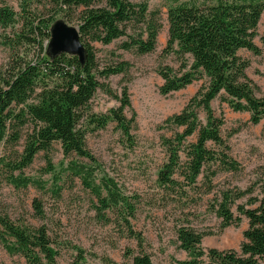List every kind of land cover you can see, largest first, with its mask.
<instances>
[{
  "label": "trees",
  "instance_id": "trees-1",
  "mask_svg": "<svg viewBox=\"0 0 264 264\" xmlns=\"http://www.w3.org/2000/svg\"><path fill=\"white\" fill-rule=\"evenodd\" d=\"M167 38L164 53L173 52L180 60L176 70L164 66L158 74L162 79L161 94L170 93L200 81L195 93L182 109L164 120L166 126L181 128L171 137H162L166 161L157 174L158 185L172 190L177 185L193 187L204 168L219 162L226 170H236V163L228 160L224 152L218 153L207 146H222L221 117H216L211 102L221 97L235 111H247L251 123L264 118V95L256 96L251 79L246 75L248 61L238 51L244 49L255 54L257 26L264 11V0H167ZM47 15L30 18L0 5V43L12 51L10 60L0 72V169L8 182L16 188L27 187L34 181L22 174L39 151L47 150L58 142L63 153L91 159L85 147V132L80 120L88 110L95 91L101 88L97 76L106 77L122 72L123 62L97 69L93 52L94 43L110 44L127 37L121 47L134 49L139 54L153 51L161 24V13L149 10L147 0H47ZM60 15L78 28L84 47V57L68 53L52 54L48 48L50 26L54 16ZM9 29V30H8ZM132 30V31H130ZM135 30V31H134ZM130 31V32H129ZM30 54V55H29ZM104 92L112 94L108 87ZM119 106L107 115L90 120L96 128L114 120L124 133L129 130L124 109L130 107L127 91L115 96ZM204 115L203 121L199 113ZM24 130V133H23ZM23 142L20 145V141ZM188 138H194L188 141ZM20 145V150L14 146ZM9 146L10 155L2 153ZM77 176L95 196L97 214L105 219L106 210L122 213L125 235L136 241L138 250L129 252L130 262L125 264H153L142 249L143 238L129 221L135 207L131 198L110 178L101 177L94 182V168L73 161L66 168ZM211 174H214L211 172ZM264 194V183L261 187ZM247 191H237L235 197L223 192L217 203V215L223 227L236 224L240 216L247 220L242 240L237 249L206 251L200 246L201 234L190 228L179 227L176 238L187 254L178 264H257L264 258V197H248L246 203L237 204L238 215L230 205L234 198H242ZM33 207L40 214L41 206L34 200ZM107 220V219H106ZM0 243L7 253L19 255L26 264H57L46 228L31 227L0 217ZM123 264V263H113Z\"/></svg>",
  "mask_w": 264,
  "mask_h": 264
},
{
  "label": "rangeland",
  "instance_id": "rangeland-1",
  "mask_svg": "<svg viewBox=\"0 0 264 264\" xmlns=\"http://www.w3.org/2000/svg\"><path fill=\"white\" fill-rule=\"evenodd\" d=\"M147 1L149 10H158L162 14V27L153 51L139 54L133 48L123 49L121 44L127 37L110 44L93 45L98 70L115 67L121 62L125 68L106 77L97 76L101 88L95 91L80 120L91 159L74 154L66 156L61 145L54 142L47 150L39 151L32 163L22 170L24 177L34 181L24 188L10 184L6 173L0 169V217L7 216L12 222L31 227L43 225L56 251L57 264H125L130 262L128 253L135 254L138 250L136 241L125 235L122 213L117 209L106 210L103 212L105 219L97 214L95 196L80 178L65 170L70 161L93 167L95 183L101 177L110 178L121 192L130 196L135 211L129 221L141 234L142 249L153 264H178L177 261L187 259L176 238V231L181 226L201 234L200 246L205 251L209 248L237 249L247 220L240 216L236 224L223 227L216 212L221 194L227 192L235 197L237 191H247L242 198L233 199L235 201L230 205L233 215H238L236 205L246 203L248 197H264L261 192L264 118L251 123L247 111L232 110L221 97L211 102V108L214 115L223 120L220 127L223 145L208 143L207 146L218 153L224 152L228 160L236 163V170H226L219 162H213L204 168L193 187L181 184L165 190L158 185L157 174L166 161L161 138L171 137L181 130L166 126L164 120L182 109L198 89L200 81L170 93L159 92L162 84L159 68L168 66L176 70L180 60L173 52H163L167 42L165 13L168 1ZM1 4L16 12L15 30L21 26V16L31 19L42 14L48 16L47 0H0ZM59 18L60 15L53 17ZM257 32L254 41L260 52L255 54L244 49L238 52L248 61L246 75L251 79L252 92L261 97L264 95V11ZM11 55L12 51L0 43V72ZM103 86L112 94L104 92ZM123 89L130 101L124 115L128 120L132 118L128 132L124 133L111 119L103 127L96 128L90 116H104L110 109L118 107L119 102L113 95L119 96ZM199 115L203 121V113ZM22 142L23 138L20 145ZM20 145L13 148L20 150ZM1 151L4 155L11 154L9 146ZM34 200L40 204L42 213H36ZM4 250L0 243V264H26L21 256ZM204 263L208 264L206 258ZM257 264H264V258Z\"/></svg>",
  "mask_w": 264,
  "mask_h": 264
},
{
  "label": "water",
  "instance_id": "water-1",
  "mask_svg": "<svg viewBox=\"0 0 264 264\" xmlns=\"http://www.w3.org/2000/svg\"><path fill=\"white\" fill-rule=\"evenodd\" d=\"M48 48L52 54H75L81 61L84 57V47L80 41L78 28L63 19H55L50 26Z\"/></svg>",
  "mask_w": 264,
  "mask_h": 264
}]
</instances>
